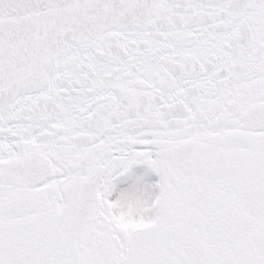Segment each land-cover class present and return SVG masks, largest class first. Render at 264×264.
Instances as JSON below:
<instances>
[{
	"label": "snow or ice",
	"instance_id": "snow-or-ice-1",
	"mask_svg": "<svg viewBox=\"0 0 264 264\" xmlns=\"http://www.w3.org/2000/svg\"><path fill=\"white\" fill-rule=\"evenodd\" d=\"M0 264H264V0H0Z\"/></svg>",
	"mask_w": 264,
	"mask_h": 264
}]
</instances>
